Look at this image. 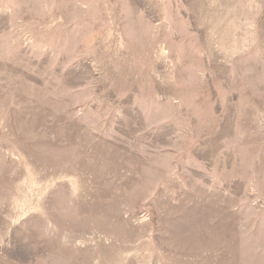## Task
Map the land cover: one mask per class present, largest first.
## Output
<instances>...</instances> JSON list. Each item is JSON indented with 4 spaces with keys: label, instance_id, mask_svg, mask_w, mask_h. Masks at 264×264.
<instances>
[{
    "label": "rangeland",
    "instance_id": "rangeland-1",
    "mask_svg": "<svg viewBox=\"0 0 264 264\" xmlns=\"http://www.w3.org/2000/svg\"><path fill=\"white\" fill-rule=\"evenodd\" d=\"M0 264H264V0H0Z\"/></svg>",
    "mask_w": 264,
    "mask_h": 264
}]
</instances>
